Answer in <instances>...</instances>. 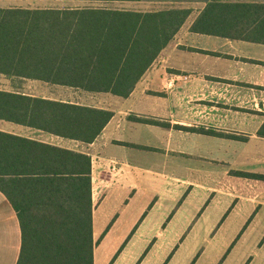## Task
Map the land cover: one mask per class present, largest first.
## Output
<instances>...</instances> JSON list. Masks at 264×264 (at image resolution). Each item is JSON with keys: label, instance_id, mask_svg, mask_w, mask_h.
Here are the masks:
<instances>
[{"label": "crops", "instance_id": "obj_1", "mask_svg": "<svg viewBox=\"0 0 264 264\" xmlns=\"http://www.w3.org/2000/svg\"><path fill=\"white\" fill-rule=\"evenodd\" d=\"M145 3L189 13L127 97L0 74L10 82L0 90L112 113L91 143L0 119V131L90 157L93 264H113L134 239L164 237L194 193L184 226L194 227L219 196L226 203L218 226L242 203L253 216L264 207V0ZM20 246L16 212L0 191V264H16ZM177 247L159 263L168 264Z\"/></svg>", "mask_w": 264, "mask_h": 264}, {"label": "trees", "instance_id": "obj_2", "mask_svg": "<svg viewBox=\"0 0 264 264\" xmlns=\"http://www.w3.org/2000/svg\"><path fill=\"white\" fill-rule=\"evenodd\" d=\"M188 13L181 7H0V74L127 97ZM111 115L0 90L1 120L84 143L100 134ZM258 133L264 136V125ZM90 174L85 153L0 131V191L21 231L16 264H93Z\"/></svg>", "mask_w": 264, "mask_h": 264}, {"label": "rangeland", "instance_id": "obj_3", "mask_svg": "<svg viewBox=\"0 0 264 264\" xmlns=\"http://www.w3.org/2000/svg\"><path fill=\"white\" fill-rule=\"evenodd\" d=\"M85 5H105L145 10L157 8L160 4L145 2L103 3L98 1L0 0V7H66ZM0 79L1 86L9 83L8 86L10 87L9 81ZM198 198V193H194L182 205L178 216L170 222L166 229L164 237H159L156 242L150 243V241L147 244H142L141 239L130 241L117 254L113 264H136L149 245L151 246L143 257L145 259L143 262L142 259L140 264H160L164 262L177 244L178 247L169 259L171 261L168 264H189L195 256L198 257L194 264H264V207H260L253 216L252 213L255 209L248 211L247 205L242 203L238 209L229 211L228 216L224 217L226 218L224 222L218 226V222L215 224L213 222L219 217V213L226 203V198L219 196L212 206L209 207L204 218L198 220L194 227L190 224L184 226L183 220L190 214ZM223 215H220L219 219ZM151 230L152 226L149 224L143 229V234L149 233ZM177 235H179L178 238L171 245L170 239ZM107 249L108 247L102 248L103 251H107Z\"/></svg>", "mask_w": 264, "mask_h": 264}]
</instances>
